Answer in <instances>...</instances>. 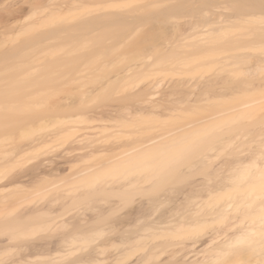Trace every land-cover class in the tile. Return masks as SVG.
Instances as JSON below:
<instances>
[{
    "label": "bare ground",
    "instance_id": "1",
    "mask_svg": "<svg viewBox=\"0 0 264 264\" xmlns=\"http://www.w3.org/2000/svg\"><path fill=\"white\" fill-rule=\"evenodd\" d=\"M133 1L136 0H0V131L6 127L13 129L21 122L45 119L29 110L32 100L46 92L47 87L55 81L54 74L61 78L68 63L79 61V53L72 54L79 49L76 42H79L86 32L99 26H129L133 14L144 7L169 6L167 8L176 10L175 8L187 2L190 6H195L207 1L212 5L211 9L214 8L211 17L202 23L194 22L189 29L198 30V34L203 36L196 43H190V49L194 51L191 50L193 53L190 52V55L198 57L200 55L194 53L205 56V53L221 49V44L213 37L234 27L236 23L250 19L252 21L253 18L264 19V11L261 13L259 9L260 4V8H264V0L263 3L259 0H152L127 12L101 13V10L110 6ZM230 4L232 8L228 7ZM83 9L89 11L81 14ZM211 9L206 10V13ZM224 9H227L226 12L232 9L233 12L231 10L230 14H224L219 11ZM262 28H256L246 37H236L228 42L231 46L239 48L238 60H246L244 57H248L246 61L252 71L264 70L263 57L259 54L256 58V53L251 56L249 51L256 45V41H259L257 39L264 38V26ZM24 33L29 37L14 43L13 40H17ZM180 46L184 49V46ZM235 46L231 51L237 50ZM188 47L185 48L186 52H189ZM247 52L249 54H245ZM71 54L76 56L71 58ZM249 58L255 59L250 61ZM238 60L228 61L224 64V69L230 72L244 68L240 65L246 61L242 60L240 64ZM151 66L153 64L146 60L131 67L127 75L139 70L149 71ZM222 81L215 79L193 83L191 80L180 79L168 86L164 85L163 81H154L133 94L135 100L132 99L137 101L133 109L121 103H118V106L91 107L81 112V115L70 116L68 119L60 118L61 125H55L45 134L33 139L23 150L35 151L45 144L56 142L64 147V154L52 157L37 154L34 165L26 171L13 177L0 178V215L19 209L27 198L56 189L57 193L50 201L22 210L16 217L3 222L5 229L9 230L20 232L28 226L39 225L47 226L53 233L33 240L26 234L24 239H29V242H25L28 240L24 241L19 235L16 238L11 236L0 240V264H264V189L259 187L260 182L264 180V150H257L251 159L237 156L233 161L230 160L231 162L228 160L229 163L224 161L215 168L217 181L206 178L184 186L187 189L183 190L174 187L139 186L144 189L143 192L157 194L141 203L138 201L139 204L133 209L130 208L124 216L119 212L126 203L113 206L109 213L113 218L106 223L107 227L98 226L103 222L101 217L94 219L84 215L78 221L62 219L68 207L83 199L102 193L114 195L117 191L129 192L133 186L138 185L135 182L116 184L99 181L101 173L113 168L119 160L141 159L148 165L150 157L156 156L155 151L164 153L173 143H182L191 135L196 137L212 125L228 118L235 119L263 104L264 97L262 99L253 96L254 99H262L254 101L250 94L264 88L261 84L251 85L250 82L246 88H239L246 89L245 93L249 92L247 95L251 97L246 99L248 102L245 100L236 106L180 122L172 129H159L158 134L145 138L138 136L143 135L144 129L140 130L139 127V131L135 132L138 126L134 124L137 123L131 121L148 118L166 120L170 116L181 117L184 112L193 111L202 105L206 107L216 98L211 95V91L221 92L220 97L222 92H227V85L224 88L225 84H222L226 81ZM256 85L261 89L256 87L259 89L257 91ZM252 87L254 90L251 91L254 92L251 93L248 89ZM239 90L235 88L234 92L230 89L236 94L231 92L228 95L227 92V95H223L225 98L231 96L229 99L234 96L239 98ZM240 91L239 93L244 92ZM245 93L243 97H246ZM59 103L55 106L59 111L79 108L76 104L67 105L63 100ZM82 117L90 121L85 127L77 125V119ZM118 118L121 119L119 121H126L127 125H134L136 129L132 128L131 133H135L130 135L128 130L132 139L129 135L126 139L131 140L122 142L123 140L118 139L110 143L105 138V128L100 125L104 122H118ZM260 123L263 129L264 122ZM109 126L106 131L111 132L114 128V133L118 132L120 125L113 123ZM260 126H256V130L260 131ZM220 130L226 136L221 142L226 141L228 147L242 137V132L230 137V130ZM226 134H229L228 137ZM133 135L136 136L133 138ZM1 146L0 156L5 154L7 157L19 158L16 150L7 151L4 146L2 150ZM227 146L223 148H228ZM2 157L0 161H3ZM89 180L94 182L90 184ZM224 197L227 201L220 202ZM209 227L210 230L203 234V229ZM18 236L22 237V240ZM89 247H92L91 251L84 253V249L90 250Z\"/></svg>",
    "mask_w": 264,
    "mask_h": 264
},
{
    "label": "rangeland",
    "instance_id": "2",
    "mask_svg": "<svg viewBox=\"0 0 264 264\" xmlns=\"http://www.w3.org/2000/svg\"><path fill=\"white\" fill-rule=\"evenodd\" d=\"M148 1L152 0H136L125 4H116L108 7L105 10H101V13L104 11H111L115 13L127 12L134 8L138 9L139 7L143 6V4L146 5ZM259 2L261 3L262 0H259ZM202 4L198 3V5L195 4V6L191 4L190 6L187 2L186 4L175 8L176 10H172L174 8H167L169 6H156V8L153 6H149L147 8L144 7V9H141L133 14L134 17L132 18V23H130L129 26L103 25L86 32L82 36V39H80L79 42H76L78 43L79 49L72 53L73 55L79 53V58L81 57L79 61L75 60L71 63H68L60 76L61 78H58V74H54L53 78H55V81H53V83L47 87V90L44 92V94L41 96H36L29 106V110L32 113L39 114L45 119L42 120V118H40L38 120L21 122L13 129L6 127L0 131V145L4 146V149L6 148L7 151L14 149L19 153V158H14L15 154L13 155L14 157H7L5 154L2 155H5L6 157H2V155L0 156L3 158V161L2 159L0 161V178L13 177L20 172L22 173V171H26L28 168L34 165L35 156L37 154H43L46 157L64 154V147L57 144L56 142L47 145L45 144V146H41V148L35 151H27L26 149L23 150V148L29 146L33 139L45 134L48 132V130L54 128L55 125H61L62 122L59 121L60 118L68 119L70 116L81 115V112L87 111L91 107L93 108L95 106L110 107L111 105L118 106L121 103V105L124 104L123 106L126 105L128 108L133 109L137 102L134 101L135 99L133 94L151 82L163 81L164 85L168 86L180 79L186 81L191 80L193 83L206 82L215 79L221 81L223 80L222 82L226 81V83L224 82L222 84H225L223 86L224 88L227 85L229 90H227L228 95H230L229 93L232 92L230 89L234 91L235 88H238L239 90L240 86H243L242 88H246L250 82H252L251 85L257 84L260 86L261 84L264 88V70L256 69V71H252L253 69L251 70L249 68L250 65L248 66V61H246L248 57H244V59H247L242 60L244 62L246 61V63H242V60V62L240 59L238 60L239 48L237 49V46L234 45L237 50L233 49V51H231V48H234V46L228 44L231 39L242 36L246 37L247 34L251 33L256 28V30L263 29V17H261V19L258 18V20H254L255 18H253L252 21L250 19L236 23L234 27L228 30L226 29L225 32L223 31V33L213 37L215 40H218V43L221 44V49L216 50V52L214 51L212 53H205V56L196 52L194 54L200 56L194 57V55H190L192 50L190 49V43H196L198 40H200V38H203V36L198 34V30L191 29V31H189V29L195 24L194 22L200 21L202 23L204 20H206V18L211 17L210 15L214 11V8L211 9L212 5L210 4V6L207 1L205 3L202 2ZM185 5L188 6L184 7ZM260 6L262 7V4H260ZM260 6V12L263 13L264 8H260ZM228 7L232 8L233 6L230 4ZM166 8L167 10H165ZM210 9L211 11L206 13V10ZM226 10L227 9L219 11H222L224 14H230L232 9L230 12L228 11L229 13L226 12ZM87 11H89V9H83L80 11V13L83 14ZM97 13L100 12L97 11ZM259 26L262 27L260 28ZM184 29H186V31ZM180 31L183 33H180ZM28 37L29 35L24 33L19 36L17 40L13 41L14 43H18L19 41ZM257 40L259 41H256V45L253 44L255 46H252L253 48H250L252 50H249L250 55L254 56V53H256L255 57L257 58V55L260 54L259 56H262V59L264 60V38L262 37L261 39L259 38ZM184 42L186 43L187 47L190 46L188 47L190 50H187L189 52H186L187 47H185L186 45H183L185 44ZM180 45L184 46V49L186 48L185 51ZM174 46H177V48ZM171 49L172 51H169ZM224 49L230 50L226 52L222 51ZM241 51L243 52V50H240V52ZM193 52H191V54ZM245 54L249 53L247 52ZM73 55L71 58L76 56ZM252 58H249V60L255 59ZM146 60L153 64L149 71L139 70L133 74L127 75V71L131 69V67L137 64H142V62ZM236 60L240 61V64L242 63L241 65H237H240V67L242 66L244 68H239L240 70L236 69L237 71L234 70L230 72L227 71L228 69L225 70L226 68L224 67V64L228 63V61L233 62ZM177 65H179V67H176ZM237 65L236 67H239ZM246 67L247 69L249 68L251 72H249L250 70L247 71ZM57 78L59 81H57ZM257 85L255 88L257 87L261 89V87ZM252 89L254 90L253 87L248 90L251 91ZM240 90V92L244 91L243 93L247 91L246 89ZM239 91H237V93L242 95V97L239 95V98H235L234 96V98L231 99H229L231 96H227L228 98L224 97L225 93L227 95L226 91L225 93L222 92L224 94H221L222 98L219 95L221 92L217 93L216 90L211 91V95L215 96L216 98L209 102L210 106L207 105L205 107V105H202V107L193 111L188 110L184 112L181 117L170 116L166 120L148 118L147 120L139 119V121H131L137 123L134 124L138 126L137 130H135L136 127L134 128V125H131L130 123V125H127L125 124L126 121H119L121 120L120 118L117 119L118 122H104L102 123L103 125H100V127L102 126L105 128V138L109 140L110 143L117 141L118 139L121 141L123 140L122 142H124V140H131L132 138L130 135L136 131H139V127L140 130L144 129V132H142L143 135L140 132L141 135L138 136L145 138L148 137V135L152 136L158 134L159 129H172L174 126H178L180 122L194 120L198 117L205 116L222 108L224 109L225 107L234 105L236 106L237 104H240L247 98L251 97L250 95H252L253 99L254 97H262V99L264 97V89L259 92L256 91L257 93H253L255 95L250 94L249 97L247 95L249 92L245 93L246 97H243V93H239ZM252 92L254 91H251V93ZM37 97L38 99H36ZM126 97L129 98L127 99ZM257 98L254 99V101H260L261 98L258 100ZM61 100L66 102L67 105L69 103L72 105L76 104L79 106V108L68 110L66 108V111L56 110L55 106H58ZM77 120V125L80 127H85L90 123L89 120L83 117L78 118ZM260 122H264V102L259 107L248 110L247 112L239 115V117H235V119L228 118L223 122L212 125L207 130L198 134L196 137L191 135L182 143L171 144L168 150L164 153L160 154L158 151H155L154 154H156V156L150 157V159L147 161L149 162L148 165L144 162V160L141 159L134 161H131V159L129 160V158H124L123 160L121 159L119 160V163H116L113 166V168L104 170L101 173L99 181H109L116 184L129 182L138 183L137 186H133L134 189L132 188V190L129 191L131 193H122L121 191H117L118 193L116 192L114 195L102 193L98 194L97 196L88 197L75 203L71 207H68L64 211L62 219L65 221H78L79 218L83 217L84 215H86L88 218L94 219H97V217L99 219L101 217L103 222L98 226L100 228L104 226L107 227L108 225L106 223L113 218V216L109 214L110 209L113 206L119 203H126L119 212V214L122 216L123 214L125 215L127 211L130 210V208L133 209L135 206H137L136 204L143 202V200L145 201L146 198L148 199L150 197H154V195L157 194V192H143L144 189L139 188V186L147 187L152 185L155 187H174L176 189L180 188L183 190L184 186L187 187V185L189 186L190 184L203 181L206 178H211L213 181H217L218 178L214 174L215 168L223 164L224 161L229 163L230 160L233 161V158H236L237 156L241 158L244 157V159H251L257 150L260 152L264 150V146H262L264 145V128H261ZM113 123L120 125L119 128L117 127L118 132L113 133L112 130L115 131L113 128L111 132L108 130L109 133H107L108 131H106V128L110 127L109 125H112ZM106 124L108 126H105ZM263 124L262 127L264 126ZM254 125H256L257 128L260 126L262 131L260 128V131H258V129L256 130V126ZM132 128L135 130V132L132 130L133 132L131 133ZM222 128L230 130V135L226 134L227 137L228 135L230 137L231 135L234 137L237 132H242L240 135L242 137H240V139L228 147L227 145L229 144L226 143V141L221 142V140L224 141L223 138L226 137L221 132L222 130H220ZM128 130H130V135ZM128 135L131 139H126V136ZM135 136L136 135H133V138ZM222 144L226 145L223 146ZM2 146L1 148L4 150ZM226 146L228 148H223ZM261 148L263 149L259 150ZM207 156H209L208 159ZM159 158L161 159L158 160ZM227 163L225 164L226 167L229 166ZM93 182L94 181L89 180L90 184ZM259 187L264 189V180L260 182ZM56 193L57 192L55 189L45 194L27 198L24 200L19 209L15 210L14 212L1 214L0 240H6L11 236L16 238L17 235L22 236L23 238H21L24 239L26 234L27 236L30 235V238L32 237L33 240L43 237V235L47 236L52 234L53 232L47 226L31 225L19 232L9 230L7 228L5 229L3 222L16 217L19 213H21L22 210L30 209L39 203L42 204L50 201V198H52V196ZM225 201H227L226 197L220 200V202ZM209 230L210 227L205 228L203 229L202 233L204 234ZM22 233L24 234L21 235ZM100 240L101 239H99V242ZM24 241L29 242L30 240L24 239ZM17 243H19V241ZM91 248L90 250L84 249V253L91 251ZM80 252L83 254L82 250ZM103 264L109 263L105 262Z\"/></svg>",
    "mask_w": 264,
    "mask_h": 264
}]
</instances>
